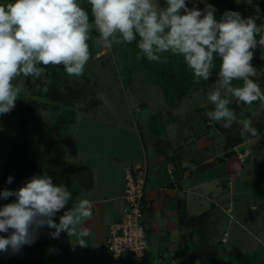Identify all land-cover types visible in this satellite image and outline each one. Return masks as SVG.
<instances>
[{
	"label": "clouds",
	"instance_id": "obj_1",
	"mask_svg": "<svg viewBox=\"0 0 264 264\" xmlns=\"http://www.w3.org/2000/svg\"><path fill=\"white\" fill-rule=\"evenodd\" d=\"M86 10L78 0H10L0 3V114L15 107L20 88L13 81L20 76L40 79L47 66L63 65L69 77L83 75L90 59V45L94 29L98 38L94 43L105 48L113 44L136 42L138 59L161 61L165 53L182 57L191 71L193 81H208L220 60L217 79L207 99L213 106L206 113L212 122L225 129L239 124L240 136L259 137L250 119L237 117L229 105H252L264 101V91L252 79L256 68L252 64L257 46L264 48V25H257L252 17L239 12L225 11L216 19L213 5L203 10L188 7L187 0H87ZM258 38V39H257ZM234 81H241L235 86ZM43 91H47L44 88ZM182 167H193L187 161ZM13 178L8 177V183ZM15 197L12 203L0 207V253L19 252L35 240L40 228L55 229L83 238L90 234L84 221L92 217V202L81 198L59 218L53 217L66 208L72 193L64 184L57 185L50 175H33L17 190L5 189L0 198ZM81 246H85L83 239Z\"/></svg>",
	"mask_w": 264,
	"mask_h": 264
},
{
	"label": "crops",
	"instance_id": "obj_2",
	"mask_svg": "<svg viewBox=\"0 0 264 264\" xmlns=\"http://www.w3.org/2000/svg\"><path fill=\"white\" fill-rule=\"evenodd\" d=\"M189 1L200 10H203L207 4L213 5L214 8L229 3L253 4L256 9L255 18L259 19L256 20L257 25H264V0ZM256 60L259 64L263 62L264 68V48L260 46L254 50L252 61ZM22 77H17L13 81V84L20 88L14 109L7 114H0V192L5 189L17 190L33 175L41 176L42 168L53 151L58 149L65 161L75 165H86L93 176V184L89 189L73 196L66 208L53 217L54 221L58 224L64 211L70 209L81 198H87L92 202L93 214L84 221L90 230L88 236L81 238L78 235L69 236L67 232H61L58 238H53L51 233L55 232V229L43 227L35 232V240L30 246L25 245L16 253L11 250L0 253V264H134L129 255L124 256L120 261H111L107 254V239L109 225L119 220L125 209V167L136 161H145L148 167L145 190L151 199V205L143 214V222L150 240L147 251L148 264H183L188 260L195 241V236L192 239L190 231L191 219L198 214L195 212L198 197L208 200L210 190L207 189V185L218 181H225L227 187L235 188L232 179L243 169L236 155L225 157L215 165L204 167V164L217 159L218 155L222 156L224 152L216 156L198 154L197 151L206 149L207 145L202 147L198 144L189 122L184 126L187 128V133L180 132L176 127L179 113L174 111L178 104L171 108L168 102L162 103L157 108L167 114L163 121L160 123L155 121V123V119L150 118L153 131L152 145H148L144 135L134 127L133 122L124 123L122 119L114 117L106 119L105 123L109 125L107 131L98 135L103 142L96 145L98 138L94 135L95 140L89 144L86 139H90V136L84 135V131L87 130L85 124L90 119L96 121L98 115L86 118L84 112H91L94 106L86 110L78 105L75 108L78 124L70 143L68 144L67 139L64 138L65 131L59 138L54 139L50 134L52 124H49L52 113H49V110L54 112L52 105L47 104L39 112L38 108L41 104L30 101L34 96L33 90L25 77L24 82L26 81L27 84L22 83ZM139 107L142 108V105ZM169 117L171 118L168 119ZM155 124L162 127L164 133L162 138L154 134ZM101 135L106 136L103 138ZM164 138L166 139L163 142ZM181 140H185V146L179 142ZM191 142L192 145H189ZM169 161L175 164L174 175L168 172ZM184 161L194 165V168L182 167ZM9 176L13 178L12 183L7 182ZM220 199L221 197L215 198L214 201L211 199L208 207L203 199L199 200V204L205 210L214 202L217 211L224 216L228 213L229 203L226 205ZM14 201V196L8 199L0 198V207ZM236 217L233 216L231 219L242 223L237 213ZM10 232L11 230L9 233H0V236L9 235ZM224 233L228 236L225 242H228V239L230 241L229 229L226 228L222 235ZM81 239L85 246L80 245Z\"/></svg>",
	"mask_w": 264,
	"mask_h": 264
},
{
	"label": "rangeland",
	"instance_id": "obj_3",
	"mask_svg": "<svg viewBox=\"0 0 264 264\" xmlns=\"http://www.w3.org/2000/svg\"><path fill=\"white\" fill-rule=\"evenodd\" d=\"M161 1L162 0H156L157 3L163 6L164 0ZM7 2H10V0H0V3ZM78 2L81 4L82 0H78ZM252 64L256 68V75L264 73V68L262 67L263 62L259 64V62L255 63L254 61ZM82 78L90 81L91 93H88L86 98L82 99L77 104L86 106L88 103L92 104L91 100L93 98L97 100L91 112H84L86 118L98 115V117H96L97 119H95L96 121H91L90 119L87 121V124H85V128L88 131H84V135L90 136V139H86L89 141V144L92 140H95L94 135H96L95 138H98L100 133L103 134V131H107V126L109 125H106V119L114 117L122 119L124 123L133 122L134 127L138 128L144 135L148 145H152L153 139H151V133L153 131L150 118L153 117V119H155L154 122L157 121V123L163 121L167 114L161 112L162 110L160 111L157 108L162 103H167L169 100L165 97L163 89L158 83V78L149 70L144 69L138 64L137 53L128 43L113 44L110 49L98 45L94 53L90 55L83 75L77 77L79 80ZM21 80L22 83H26V81L24 82V77H22ZM215 81L206 86L196 87L191 94L187 95L178 104L177 108L174 109L176 113H179L176 127L180 129V132L187 133V128L184 126H187L188 122L192 125L193 135L196 136L195 139L198 144L202 147L207 145L206 149L197 151L198 154L216 156L218 153L224 152L222 156L218 155V157L225 158L231 155H236L237 157L236 150L233 148L237 143L241 142V144L237 146L239 148H242L244 145L253 147V151H251L245 161H241L237 157L243 169L241 172L236 173L232 179L233 183H235V188L231 189L227 187L225 181H218L215 184L211 183L207 185V189L210 190V193H208L209 198L207 200L206 198L198 197V205L196 207L197 209H195L196 213L204 209L199 204L200 199H203L208 207L211 203L210 200L212 199L214 201L217 197L218 199L221 197L220 200H223L226 205L229 203L227 209L230 205L233 207L231 210L232 216L230 215V217L229 215L223 216L220 211L217 212V215L221 216V220L218 224L216 239H222V246L219 249L224 264H242L253 251H264V212L255 207L256 202L253 200L252 194L248 190L241 189L240 187L241 182L247 175L246 168L264 157V135H259L258 138L249 137L245 140L240 136L241 126L239 124L234 123L231 129H225L220 123L212 122L208 119L206 113L212 110L213 106L209 103L207 96L212 90ZM233 83L235 86H240V84H242L240 81H234ZM59 88L63 95L68 94L65 85H61ZM261 89L264 91V88ZM59 100H61V98ZM59 103L61 104L60 101ZM139 105H142V108H140ZM229 107L235 110L238 118L242 116L243 118L250 119L253 127L257 130L262 127L261 130L263 131L264 101L258 100L253 102L252 105H244L242 103L237 104L235 100H233ZM49 111H47V113L52 112L49 121V124H52L51 127L48 124L50 127V134L52 138L56 139L54 136V121L56 114L51 110ZM75 114L71 116V114L68 113V118L71 117L75 120L61 127V132L63 133L65 131L64 138L67 139L68 144L76 133V126L78 124L76 117L78 116H75ZM172 116L173 115H171V117ZM98 121H100V123ZM161 128L159 124L153 126L154 134L162 138L164 133ZM193 135H191V138ZM105 136L102 137L105 138ZM165 139L166 138L162 141L164 142ZM185 140L179 142L184 144ZM96 141V145L103 142L99 138ZM85 144L88 146L87 142ZM198 144L196 143V146L199 149ZM189 145H192V142ZM230 197L232 198L229 201ZM236 213L240 216L242 223L231 219L233 216L237 218ZM226 228H228L231 233V238L230 241L228 239V242H225L228 236L225 239V233L222 235Z\"/></svg>",
	"mask_w": 264,
	"mask_h": 264
},
{
	"label": "trees",
	"instance_id": "obj_4",
	"mask_svg": "<svg viewBox=\"0 0 264 264\" xmlns=\"http://www.w3.org/2000/svg\"><path fill=\"white\" fill-rule=\"evenodd\" d=\"M187 4L193 7L191 1L187 0ZM81 6L89 11L91 18L90 5H88L87 0H82ZM215 9L217 20L221 18L225 11L239 12L243 17H252L255 21L259 20L255 18L256 9L253 4L242 3L240 5H234L229 3L223 7L217 6ZM91 37L92 38L88 41L90 45V55L94 53L98 46L94 43L95 39L98 38V33L94 29L91 32ZM129 45L137 53L138 57L139 49L137 48L136 42L130 43ZM161 61L166 62H149L145 57L140 56L138 64L144 69L149 70L158 78V83L161 85L165 97L169 100L168 102L171 108L179 104L187 95L191 94L196 87L206 86L215 81L220 65V60L217 58L215 61L216 67L213 69L211 79L208 81L202 80L200 84L197 85L194 83L193 75L184 64L182 57L165 53L162 55ZM258 62V60L255 61V63ZM252 79H254L261 88H264V73L255 75ZM26 80L33 90L34 95L30 101H36L38 104H41V107L38 108L39 112L47 106V104L52 105L54 113H56L54 136L59 138L62 133V125L69 124L74 120L71 117L68 118V113L74 116L75 108L78 105L77 103L85 99L88 93H91L90 81L85 78L79 80L74 76L69 77L63 65H49L47 66L44 77L40 79L28 77ZM240 83L242 82L240 81ZM61 85H65L68 94H62L59 88ZM241 85L242 84H240V86ZM44 88H47L46 92L43 91ZM59 97L61 100H59ZM91 101L92 104L88 103L86 106H78L86 110L91 109L97 100L93 98ZM261 129L262 127L258 130L259 135H262ZM238 144H241V142L236 145ZM236 145H234V147ZM251 151H253V147H251ZM223 159L222 157H218L203 166L209 167L215 165ZM246 169L247 175L241 182L240 187L241 189L248 190L252 194V198L256 202L255 207L264 212V157L257 160ZM40 174L41 176L45 174L50 175L53 182L57 185H66L72 193V197L76 196L80 191L89 189L93 184V176L89 168L86 165H75L65 161L58 149L53 151ZM216 207V204L213 202L209 208L192 217L190 235L192 239L193 236H195V241L190 252V258L185 260L183 264H224L219 249L222 246V239H216L218 224L221 220V216L219 215V217L217 215L218 211ZM225 215H229L230 217L229 213ZM242 264H264V251H253Z\"/></svg>",
	"mask_w": 264,
	"mask_h": 264
},
{
	"label": "built area",
	"instance_id": "obj_5",
	"mask_svg": "<svg viewBox=\"0 0 264 264\" xmlns=\"http://www.w3.org/2000/svg\"><path fill=\"white\" fill-rule=\"evenodd\" d=\"M262 135H264V129ZM237 146L234 147L237 157L245 161L251 153V146L244 145L242 148ZM147 168L145 161L132 162L125 167L126 205L120 219L109 225L107 239V254L113 262L120 261L124 256L129 255L134 264H148L147 251L150 240L143 222L144 210L151 205V199L145 190ZM167 169L171 175H174L176 167L173 161L167 163ZM232 209L231 205L227 209L231 216Z\"/></svg>",
	"mask_w": 264,
	"mask_h": 264
}]
</instances>
